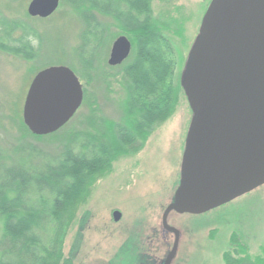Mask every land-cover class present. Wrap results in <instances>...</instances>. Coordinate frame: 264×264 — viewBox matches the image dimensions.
<instances>
[{
	"label": "rangeland",
	"instance_id": "obj_1",
	"mask_svg": "<svg viewBox=\"0 0 264 264\" xmlns=\"http://www.w3.org/2000/svg\"><path fill=\"white\" fill-rule=\"evenodd\" d=\"M29 1L0 0V20H15L32 29L37 36L30 38L31 43L39 49L35 61L31 62L0 52V147L27 144L53 157L62 135L78 130L84 116L92 114L88 106H83L58 138L37 140L23 134L20 127L22 106L33 76L38 69L67 66L78 77L88 97L97 99L100 115L117 122L123 90L120 84L112 81L108 91L97 79L118 73L117 67H110L107 60L119 30L110 16L96 12L92 15L94 19L88 17V20L103 29L99 30L101 37L82 48L89 31L82 16L87 17L84 11L80 13L67 0H60L57 11L45 21L29 19L26 16ZM98 1L100 4L106 0ZM209 1L151 2L153 17L167 26L165 36L184 59ZM102 6L106 8V4ZM180 27L182 39L175 34ZM19 34L17 30L14 37ZM80 57L87 60L88 70L82 67ZM184 69L182 63L181 70ZM83 77L90 81H83ZM191 120V109L185 98H181L174 114L155 128L142 151L119 158L107 175L98 178L86 203L78 209L76 220L65 238L64 255L74 264L165 262L174 236L164 230L161 218L173 202L179 185L184 142ZM114 211L121 214L117 223L112 221ZM167 224L179 232L178 250L171 264H223L222 254L229 250L231 233L239 236L251 256L259 255L264 247V184L200 215L171 212Z\"/></svg>",
	"mask_w": 264,
	"mask_h": 264
},
{
	"label": "trees",
	"instance_id": "obj_2",
	"mask_svg": "<svg viewBox=\"0 0 264 264\" xmlns=\"http://www.w3.org/2000/svg\"><path fill=\"white\" fill-rule=\"evenodd\" d=\"M67 1L87 15L82 14L89 26L82 48L101 37L99 30L103 29L88 20L94 19L96 12L110 16L118 35L131 44L128 58L116 68L118 73L97 79L108 91L110 82L120 84V116L117 122L101 116L97 99L89 98L83 90L81 108L88 106L92 115L84 116L78 130L62 135L55 156L27 144L0 147V264H74L64 255L65 238L98 178L107 175L119 158L142 151L155 128L167 121L185 98L180 81L185 59L165 36L167 26L153 17L151 0ZM17 30L20 34L14 37ZM175 34L182 39V28ZM36 36L15 20H0V52L35 61L39 49L30 38ZM79 61L88 70L87 60L80 57ZM69 124L36 137L20 121L22 133L37 140L58 138ZM228 248L222 254L223 264H264V247L259 255L251 256L235 233L229 237Z\"/></svg>",
	"mask_w": 264,
	"mask_h": 264
},
{
	"label": "water",
	"instance_id": "obj_3",
	"mask_svg": "<svg viewBox=\"0 0 264 264\" xmlns=\"http://www.w3.org/2000/svg\"><path fill=\"white\" fill-rule=\"evenodd\" d=\"M59 0H31L30 18L46 19ZM124 36L112 44L108 65L129 55ZM192 111L179 185L164 210L162 227L174 235L163 264H171L179 232L167 224L171 212L200 215L264 184V0H211L182 73ZM82 86L65 66H51L32 79L22 122L36 137L65 126L82 104ZM121 218L113 213L114 222Z\"/></svg>",
	"mask_w": 264,
	"mask_h": 264
},
{
	"label": "flooded vegetation",
	"instance_id": "obj_4",
	"mask_svg": "<svg viewBox=\"0 0 264 264\" xmlns=\"http://www.w3.org/2000/svg\"><path fill=\"white\" fill-rule=\"evenodd\" d=\"M151 2H152V0H151ZM150 9H151V4H150ZM114 212H115V211H114ZM114 212H112V214H113ZM116 212H117V211H116ZM112 214H111V215H112ZM112 219H113V217H112ZM112 221H113V220H112ZM113 222H114V221H113Z\"/></svg>",
	"mask_w": 264,
	"mask_h": 264
}]
</instances>
